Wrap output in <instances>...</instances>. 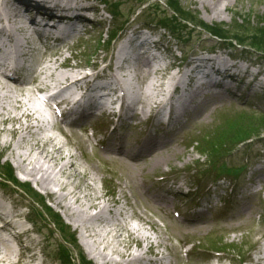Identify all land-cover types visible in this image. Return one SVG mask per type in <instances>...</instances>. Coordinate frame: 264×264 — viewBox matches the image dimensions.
<instances>
[{"label":"rangeland","instance_id":"1","mask_svg":"<svg viewBox=\"0 0 264 264\" xmlns=\"http://www.w3.org/2000/svg\"><path fill=\"white\" fill-rule=\"evenodd\" d=\"M94 1H96L102 11V14H99L98 18L102 17L101 19H104V23H102L103 30L99 34L96 31H92L91 33L85 35L81 42H76L74 45H70V50L62 54L63 56L61 55V57H59V61H63L65 56H68V60L65 63L66 66L79 62L78 59L80 56L84 57L82 62L87 64L86 53L90 50L97 51L101 56L98 57L99 59L92 58L88 62L87 66H103L102 64L110 65L112 58L111 55L114 53L116 48L118 49L119 46V42L115 43V40L108 45L112 29L115 26L129 28L134 24V20L142 23H145L146 20H148L153 22V24L158 25L160 23L161 25H165L164 23L168 24L169 21L171 22V20H174L176 17L182 20V25L179 29H173L172 25L168 26L167 37L172 42L173 53L178 58L181 59L183 51L186 54L187 59L190 54L195 52L197 49L198 41L200 39L212 38L208 32L199 28L194 31L192 37H189V31L193 30L197 26L195 23L197 18L198 21L201 22L198 24V27L204 22L205 25L210 27L211 30L209 32H213L215 34V38L217 40L212 39L213 41H217V43L221 44V46H234L236 49H230L232 53H235L238 56H249V59L258 61L260 69L264 71V48L263 50H259L252 44V41L254 40L253 37H255L253 34V28H261L264 26V0H226L223 4L213 0L218 3L217 6H214L211 0H205V6H203L199 0ZM167 4L177 5L183 9V11H179V13L176 14L172 11L173 9L166 6ZM104 10H109V12L112 10L114 15L106 13ZM152 13L157 14V19L150 17L152 16ZM186 17L187 19H184ZM204 24L200 28L206 29ZM215 26L219 31L222 30V32H218ZM232 27H241L239 28L238 37H225L224 31H231ZM229 34H231V32H229ZM111 39H115V35H113ZM220 39H222V41ZM223 39H225L229 44H227ZM202 44L208 45L206 40H204ZM261 44L264 45V40ZM190 48L192 49L187 51ZM103 56H107V58L105 59ZM56 57L57 56L54 58ZM54 58L48 57L47 59ZM53 61L50 62V65L55 67V63ZM113 64L115 66V63H112L111 66H113ZM122 69L118 68L117 72L121 74ZM164 73L165 75H162V79L165 80L170 75L171 70L165 71ZM160 77L161 76H159V78ZM156 78V75L148 77L140 76V79L134 88L130 82H127V86L134 97V100L140 102L141 99L145 97H148L151 102H154L156 99L159 100L162 95V91L158 92V90L156 91L157 95L156 93L154 95L152 92L148 93L145 89V87L147 85L149 86V84L150 86H153ZM123 80L124 79L122 77L121 82L124 84ZM159 81L163 82L162 80ZM167 88L168 85L164 87L163 92ZM3 91L4 90L0 93V130H8L11 128L12 124L3 121L5 116H9V114H11L10 117H15L21 113V108L17 107L18 104L15 103L16 96H20V94L15 92L16 96H11V93H9L10 96H3ZM235 92L237 95L235 103L229 104L226 102H220L215 105V108H208L203 117H197L196 121L187 127V129L176 138L169 135V139L167 140L170 145H168L167 151L164 152H168L170 154L176 152V157H173L170 162L171 164H162L155 167L153 170L149 168L152 163L145 160V164L141 167L143 170H141L138 174V181L148 184V186L154 188L156 192H163V187L161 190L158 189L160 185L157 184L155 178H153V176L156 175L161 176L162 173L172 172L175 174V172H178V178L176 179L187 183L192 182V184H195L194 186L201 185L204 187H206V181L208 179L212 182L215 180V183H217L218 180L222 178L229 180L233 179L234 182L237 178L243 179L244 176H246L247 179L250 178L253 175L252 171L258 165L257 162L260 160L261 162L264 161V128H261V125H264V100L259 98L257 95H251V91L248 93V89H245L244 87H239L235 90ZM26 105L40 109L44 123L46 122L48 126L50 125V116H52V114L50 110L43 108L42 102L39 101L37 97L33 96L31 101H28ZM148 107L149 108H147V110L149 113L151 106ZM23 122L27 123V120H24ZM30 122H35L36 125L38 124L33 118L30 119ZM96 123L100 125L99 128ZM96 123H89V132H87V135L91 137L93 136L92 134L97 131L96 135H99L101 139L100 142H102V140L106 139L108 132L106 134L105 132L109 123L108 121H105V119H103V123ZM17 125L19 124H15L14 126L16 127ZM62 127L65 133L68 134L69 130H71L76 135L70 137L69 139L74 142L76 146L72 147L66 145V147L62 150L65 153L75 155L76 158V160H74V167H66V174L59 173L55 169V166L52 165V162L45 159L46 155L44 153L37 152L36 150L32 151L33 147L30 145L31 141L37 137L43 138L44 140L46 137L53 136L54 134L58 139L57 142H66L67 139L61 132H55V130H51L49 127L47 129H40L39 132H31V136L28 137L27 135L24 141L19 140L20 136L18 133L12 136V134L10 135L7 131L6 133L3 132L0 135V151H3L2 143L8 140L11 143L12 148L15 149V152H19L26 157L29 156L27 163L32 160L31 164L27 165L25 163L28 168L36 166L39 167L42 172H45L48 187L53 191H58V199L63 203L68 204L74 213V217L72 216L73 218H71L70 216H66L64 210L59 207L57 208L58 212L63 217L65 225L69 224L71 226L76 221L81 223L80 218L88 214V205H90L91 202L93 203L91 200L92 197H90L93 192L91 188L96 185L102 186V182L105 183V185L103 186L104 188L101 187L100 193H102V191L108 192V195L106 196L108 200H110L111 196H113V193L110 192L113 189H116V196H118L116 198H119L120 203L114 205L111 211L117 212V209L119 211L125 202L123 197L120 200L119 192L123 190L124 193L128 194L129 191L125 188L124 184L126 182L131 188V192L129 191V194L131 195L130 203L133 208L128 210L125 215L123 213L118 216L121 225L114 227L115 224H118V221L115 222L117 219H115L113 223H100L96 219L92 218L88 223H86V225L83 226L84 231L88 233L93 228L100 231V233L93 239L92 237L90 239L95 245L97 244L98 246L104 248L105 252L110 257H113L118 261L121 260L122 256H119V252L117 251H125L124 242L127 240V236L129 235L124 227L127 225L126 223L135 224L136 220L133 218V213L140 211V209H143L148 217L152 216L155 220H157L162 227V229H156V231H154L153 229L151 230L149 225H144L141 230V238L143 235L148 234V240H153L155 242L153 243L154 246H151L154 248H150L151 251L159 249L153 252L154 255H148L145 252V249H139L140 251L136 250L138 247L135 243H133L135 242L133 237H130V243L134 248L132 249L133 253L136 256L139 255L140 262L145 261L147 263L151 257H153V260H158V258L166 260L167 258H170L171 255L174 263V259H177L178 261L179 256H174L172 252L165 250L164 247L167 243L169 245L173 243L176 244L179 241L181 234H183V237L188 238L189 244L183 249V253H185V255L183 254V257L181 256L183 262H178L179 264H240L241 258L247 255L250 256L249 258H252L253 254L258 250L259 244L262 238H264V177L260 178L261 181L258 182L260 184L255 189L257 192L260 188H263L261 195L258 197L254 195V198H251L246 207L242 208L237 204L231 207V210L233 211L228 214H218L219 208H221L220 205H233V202H221L219 203L220 205L216 212L211 215L210 221L201 225H195V223L189 225L179 224L172 216L170 217L169 215H164L161 211L158 212L159 210L156 206L146 197V194L143 193L148 189H132L135 179L133 180L131 173L134 172V169L125 166L127 164L125 160H121L119 157L111 154H107L110 156L109 159H107V155L101 151L99 146L96 145V140L94 141L90 139V143H87L88 136L86 139V132L83 130V126L68 127L67 124H62ZM246 132L252 135H249ZM142 133L145 134L144 129L140 128L136 131L129 132L124 139H127L129 143L138 144L140 146L142 143L139 141V136ZM244 133L249 136L243 139V143L245 140H253L254 133H261V135L258 136L261 137L259 138L261 140L257 141L254 145L249 146V144H245L238 147L235 151L227 150L228 152L221 153L227 148L224 147V143L226 141L222 142V138L224 136H230L228 138V140H230L227 142L228 144L231 141L234 142L233 140H236L240 136H245ZM24 135L25 134L22 133V136ZM65 144H67V142ZM146 145H148V142H146ZM77 146H79L81 150L89 152V158H91V160L86 159L85 156H81L79 149L78 151L76 150ZM138 149L141 148H136L135 151H138ZM48 150H53V148L48 147ZM147 153L148 152L142 153V155ZM9 154L10 149H5L4 155H1L3 157L0 162V195H2L5 199V202L10 211H12V214H17L13 212L14 209L18 210V213L20 214L18 215V221L21 224L19 226V232L21 233L20 237L26 244V255L23 256L24 254L17 251L18 243H16L17 241L15 239L14 241H10V243L7 241L1 243L3 240H0V258L5 259V247L11 246L12 248L15 247L17 250L14 248L16 251L12 252V254L8 256V263L14 261L17 263L18 260H20V263L18 264H89L86 261V259L90 261V259H88L89 256L87 255L88 258L86 256V259L83 256V254H87L88 250L83 245L84 242L80 237V232L77 233L76 237L73 233V229L67 228L62 223L59 224L56 216L49 210L48 206H55L52 202L51 195L42 190L40 186L33 181H31V185L40 192H37L36 195H33L31 192L29 193L26 186H14L13 184H10L12 181H8L9 183H5L3 181L6 177L5 174L8 173L6 172L8 164L15 171L14 175L16 181L18 180V182L22 183L32 180V177H28L23 175L21 172H17L16 161ZM224 154L230 155L229 158L227 157V160L224 159ZM213 160H216L217 164L214 165V169L210 170V167L213 166ZM209 161H212V163L207 165ZM56 163H58V165H63L65 161L56 160ZM93 166L96 167L94 171L101 177L102 182L98 181L97 183L94 181V178H90L88 183L85 184L83 181L84 177L82 178V173H84L85 170H89L88 175H91V173H93ZM72 169H78V179L70 178L68 176ZM123 174H125V176H123ZM41 175L42 173L39 174L38 177ZM126 177H128V179H126ZM222 181L224 180L222 179ZM62 185L67 188L61 190ZM150 191L152 192V190ZM140 194H142L145 198L142 201ZM40 195H44L45 197L43 196L40 198ZM189 199L190 197H187V200ZM175 204H177V208H184V202H182L181 198H179ZM248 206H251L252 209L255 210L254 213L250 210L251 217L245 214L247 212H245V210ZM126 207H128V205H125V209ZM174 207L175 205L171 208ZM161 214H163V220L161 219ZM103 216L109 218L111 216V212L105 211ZM166 221L168 223L172 222L178 225L181 233H170L168 231L169 226H165ZM24 229L31 230L30 236L22 231ZM72 235L75 237H72ZM156 239L167 240V243H165L164 246L160 245V247H158L157 245L159 243ZM4 243L6 245H4ZM148 245L150 247L151 244ZM195 246H197V248L191 255L186 254L188 249L192 247L194 248ZM143 247H147L146 243L143 244ZM64 248L66 249L65 252H67L69 256H66L63 252ZM198 248H200L201 251L197 250ZM159 251L161 254H159ZM221 251L225 252L221 253ZM18 253H20V257ZM59 253L61 257H59ZM90 262L92 264H97L95 259L93 262ZM130 264L140 263L131 262Z\"/></svg>","mask_w":264,"mask_h":264},{"label":"bare ground","instance_id":"2","mask_svg":"<svg viewBox=\"0 0 264 264\" xmlns=\"http://www.w3.org/2000/svg\"><path fill=\"white\" fill-rule=\"evenodd\" d=\"M199 1L203 4V6L206 5L205 0ZM211 1L214 6H217L218 3L216 2L223 4L226 0H215L216 2L213 0ZM3 6H5V10L1 12L0 9V34L6 36L12 46L1 47V68H7L9 65L15 67L14 59L17 60L18 57L13 55L20 52L18 40H20L24 46H26V44H30L32 28L36 34H40L39 36H48L54 40V42H56V45L51 49L52 52L62 51L63 45L64 47L69 45L70 41H74L78 36L80 39H83L84 36L91 33L92 30L96 31L98 34L103 30L102 23H100L98 19L99 13L94 0H0V7L3 8ZM17 16L24 17L28 21V24L21 29L22 37L20 38L18 35V27L16 26V21L14 19ZM138 29L140 31L141 27ZM189 32H194V30ZM212 39L214 38L200 39L198 41V47L195 50V53L191 56L195 57L194 61H189L185 65L178 64L180 67L179 70L171 72L165 80L162 79V75H165L163 72L166 70V68L167 70L170 69L174 63L177 65L176 63L178 62L177 58L174 56L173 50H168L164 43L165 41L161 38H158L153 32L145 33V35L142 36L140 32L138 33L133 31L132 28L126 29L123 33L117 36V41L121 42V48L118 54L124 52L125 60L132 63L136 61L141 65H137L136 68L133 66L124 68L123 64L118 59L116 50L111 55V64L115 63L117 67L121 69L124 68L121 70V74L125 81V86L117 80L118 78L114 79V76L112 75V72H110L108 65H90L88 66L89 68H86L88 62L92 58L99 59L98 57L101 56L95 50H90L86 53L87 64L82 62L84 57L80 56L78 59L79 62L70 65V69H64L63 61L60 62L58 59L54 61V63L57 64L55 67L50 64H46V62L42 60V63L39 64L37 70L32 71L34 77L30 78L29 80L33 85L36 84L37 89H45L54 79L58 80L59 78H62L63 80H69L70 76L68 74L71 72V70L73 71L77 68H83L80 72L79 70L76 71V79L73 82L72 80L71 82L69 80L70 83L68 82L66 86H71L72 89H78L94 95V104L96 106H92L90 104L83 106L82 109L84 111H101L105 107L104 99L106 97L116 96L115 102H118L120 107L124 109L129 115L133 114L134 107L137 105V119L140 121V123H142V116L147 117L148 106H152V103L155 102L153 111V114H155V120L166 123L167 126L165 132H171L174 134V137H177V135L182 134L187 129V127L194 123L197 117H203L208 108H215V105L220 102H226L229 104L235 103L237 95L234 93V91L239 87H250L253 89V91L250 93L251 95H264V77L259 76L261 75L260 70L255 72L252 70L251 64L248 63L249 58L235 57L229 50L230 46H221V44L217 43V41H213ZM204 40H206L208 45L202 44ZM164 48H166V50H164ZM66 57L68 56H65V58ZM103 57L105 59L107 58V56ZM240 59L243 60V63H240ZM26 65L27 63H23L21 66L25 67ZM183 68H185V71ZM5 71L7 72L8 70ZM11 72L16 74V69H11L10 73ZM152 75H156L157 78L155 79L153 86H150L149 84V86L147 85L145 89L148 93L152 92L154 95L156 91H162L160 99H156L154 102L149 101L148 97L141 99L140 102L134 100L132 94L130 95L126 90V87H128L127 82H130L134 88L138 83L140 76L148 77ZM251 75H254V79L247 78ZM159 76L161 77L159 78ZM257 78L259 80H257ZM159 80H162L163 82H160ZM235 81H238V83ZM166 85H168V88L163 92V89ZM2 90H4L3 96H10L9 93H11V96H14L15 92L20 94V96L15 95V103L18 104L17 107L21 108V113L15 117H10L11 114H9V116H5L3 122L11 123L12 126L8 130H0V135L3 132L6 133V131L9 132L10 135L12 134V136L18 133L20 136L19 140L24 141L27 135L28 137L31 136V132H39L40 129H47L49 127L46 122L44 123L40 109L26 105L27 102L31 101L34 96L35 89H33L32 86L28 87L27 83L14 82L8 77L6 73L1 71L0 93H2ZM59 93L60 91H57L51 97V99L53 101H57L59 97L57 95ZM231 95L232 97H230ZM160 108L165 110V114L161 118L158 112ZM31 118H33L38 124L36 125L35 122H30ZM88 119L89 118H81V120L74 122V120H69L68 115L64 121H67V124L74 127L77 125L81 126L87 124L89 121ZM24 120H27V123H24ZM15 124L19 125L15 127ZM145 127L148 128V125H145ZM53 129L61 132L65 136L67 139V144H65L66 142H57L58 139L53 134V136L46 137L44 140L43 138L39 137L35 138L34 140L32 139L30 145L33 147L32 151L36 150L37 152L44 153L46 155L45 159L52 162V165L55 166V169L59 173L66 174V167H74V160H76V158L75 155L65 153L62 150L64 147H66V145L72 147L76 146L74 142L69 140L70 137L76 135L72 131H70L68 134L65 133L61 126L56 123L54 124ZM84 131L86 132V130ZM22 133L25 135L22 136ZM85 136L87 139V134H85ZM149 138L150 137H148V139ZM155 140V138H152L151 142H155ZM259 140L261 139L257 138V140L253 141L252 144L254 145ZM89 142L90 140L87 139V143ZM236 143L237 142H232L229 146H234V148H236L239 145ZM168 145L170 144L167 139L165 137H160L158 141L152 145V149H145L143 147L138 149V153H133L130 149L122 151L115 142L109 144L107 147H103L102 149V152H104L106 155L117 154L121 160H125L127 162L125 166L134 169V172L131 173V176L133 177V180L135 179L136 181L134 180L132 189H148L143 193L146 194L148 199L154 201V205H160V208H156L159 210L158 212L161 211L164 215H169L171 217L173 209L177 205L175 202L178 201L180 197L195 196L197 202L201 200L206 202V204L203 205L201 209H196V206H189V204H184V208L181 209L178 207V209L185 217L188 218H196L195 216L198 213L202 219L199 222H196L195 225L204 224L210 221L211 215L218 209L217 203L219 200L226 202L231 199L233 205H223L222 208L219 209L218 214H228L229 212L233 211L231 210V207L237 204L242 208L246 207L252 198V193L256 184L261 181V177H264V163H262L264 161H259L258 165L252 171L253 175L251 176L248 184H245L241 191L236 193L234 184L229 179L224 180L225 182H218L217 184L208 179L206 181V187L201 185L194 186L195 184H192V182L187 183L176 179L175 174L169 172L162 173L161 178L156 181L157 184H159L165 190L163 192H156L154 188L148 186V184L138 181V174L141 170H143L141 167L145 164V160L152 163L151 166H149L151 170L162 164H171L170 162L172 161L173 157H176V152L172 154L164 152L167 151ZM48 147L53 148V150H48ZM2 148L3 151H0V155H4L5 149H10L9 155L12 156L16 161L17 170L24 175H26L24 172H27L28 175L33 177L32 180L37 183L42 190L51 195L52 202L55 206H48V208L61 223H64V220L58 212V207L64 210L66 216H70L71 218L74 217V213L72 212L70 206L58 199V191H53L48 187L45 172H42V170L36 166H33L32 168H28V166H26V164L28 165L32 162L31 160L27 163L29 156L26 157L19 152H15V149L12 148L11 143L8 140L2 143ZM78 149L81 156H85L86 159L91 160V158H89V152L83 151L79 146H77L76 150L78 151ZM146 152L148 153L142 155V153ZM106 157L109 159L110 156L107 155ZM56 160L65 161V163H63V165H58ZM209 164L210 161L207 165ZM95 168L96 167L93 166V173H91V175H88L89 170H85L84 173H82V178L84 177L83 181L85 184L88 183L90 178H94V181L97 183L98 181L102 182L101 177L94 171ZM78 172V169H72L68 176L70 178L78 179ZM41 173L42 175L38 177V175ZM123 176H125V174H123ZM157 176L158 175L153 176V178ZM126 179H128V177H126ZM102 184V186L96 185L91 188L93 192L90 197H92L91 200L93 203L91 202L90 205H88V214L80 218L81 223L76 221L74 222L75 226H70L67 224V227L72 228L74 232H80V237L84 242L83 245L85 248H87V255L91 261H94L95 259L97 264H130L131 262L140 264H179L178 262H183L181 258L183 255L182 250L189 244L188 238L183 237V234H181V237L176 244L173 243L171 245L167 243V240L156 239V241L159 243L157 245L158 247H160V245L164 246V244L167 243L164 249L172 252L174 256H179L178 261L177 259H174L175 263L172 260V255L166 260H163L162 258H158V260L150 259L147 263L145 261L140 262L139 255H134L132 250L134 248L130 243V237H133V240L135 241L133 243H135L138 247L136 248L138 251H140L139 249H145V252L148 255H154L153 252L159 250L155 249L151 251V249L154 248L151 246H154L153 243L155 242L153 240H148V234L142 236L144 239L141 238V230L144 225H149L151 230L153 229L154 231H156V229H162L158 221L152 216L148 217L143 209L133 213V218L136 220L135 224L126 223L127 225L124 227L129 235L127 236V240L124 242L125 251H117L119 252L118 255L122 256L121 260L118 261L117 259L110 257L105 252L104 248L98 246L97 244L95 245L90 238L92 237L93 239L97 234L100 233V231L93 228L88 233L84 231L83 228V226L86 225L90 219H96L100 223H113L114 220L117 219L115 222L118 221V224H115L114 227L117 225L120 226L121 224L118 216L122 215L123 213L125 215L128 210L133 208L132 204L130 203L131 195L129 194V191L131 192V188L126 182L124 185L126 190L128 189L129 191L127 190L128 194L124 193L123 190L119 192L120 200L123 197L125 202L119 211L117 209V212L111 211L114 205L120 203L119 198H116L118 197L116 196V189H113L110 192L113 193V196H111V199L108 200L106 198L108 192L102 191V193H100V189L105 185V183L102 182ZM66 188V186L62 185L61 190ZM150 190H152V192ZM169 194L170 197L166 198V195ZM140 196L141 201L145 199L142 194H140ZM125 205H128L126 209ZM173 205H175V207L171 208ZM250 210H252L253 213L255 211L251 206H248L245 210V212L247 211L245 214L251 217ZM105 211L111 212V216L109 218L103 216ZM13 212L19 214L18 210ZM163 214H161L162 220ZM12 215L14 214H12V211H10L3 196L0 195V233L1 231H7L9 235L17 241L16 243H18L19 250H16L25 256L26 244L19 235L16 223L11 218ZM165 226H169L168 231L170 233L180 232L179 226L175 223H168L166 221ZM25 232L30 236L29 230H25ZM0 237L2 238L1 234ZM0 240H3L1 243L5 241L4 239ZM144 243H146L147 247H143ZM148 244H151L150 247ZM4 245L6 244L4 243ZM16 250L11 246H6L4 251L5 259L0 258V263H20V260H18L17 263L15 261L8 263L7 261L8 256ZM20 253H18L19 257ZM192 253L193 249L187 250V254L191 255Z\"/></svg>","mask_w":264,"mask_h":264},{"label":"trees","instance_id":"3","mask_svg":"<svg viewBox=\"0 0 264 264\" xmlns=\"http://www.w3.org/2000/svg\"><path fill=\"white\" fill-rule=\"evenodd\" d=\"M176 4H177V1H176ZM170 7L176 12V13H179V11H183V9H181L179 6H177V5H173V4H171L170 5ZM180 17H181V15H180ZM183 19V18H182ZM184 19H187V17L186 18H184ZM182 20L181 19H178V18H176L175 17V19L174 20H171V22L169 21L168 22V24L169 25H172V27L173 28H175V29H179V27H181V25H182ZM201 23V22H200ZM199 23V24H200ZM204 27L205 28H207V29H209V30H211L210 29V27L208 26V25H205L204 24ZM216 27V26H215ZM239 28H241V27H232V29H231V31L230 30H226V31H224V36L225 37H228V38H237L238 37V35H239ZM216 30L218 31V32H222V30L221 31H219L218 30V28L216 27ZM229 32H231V34H229ZM253 34H254V36L255 37H253L254 38V40L252 41L253 43V46H255L256 48H258L259 50H263V48H264V45H262L261 44V42L264 40V26L263 27H261V28H258V27H256V28H253ZM236 33V34H235ZM261 128H264V125H261ZM260 131V130H259ZM262 131V130H261ZM247 133V132H246ZM247 134H249V133H247ZM245 135V133H244V135L245 136H243V137H239V138H237L236 140H233L234 142H237V143H239V142H241V141H243V139H245V138H247L249 135H252V134H249V135ZM255 134V133H254ZM230 136H224L223 138H222V142L224 141H226L224 144H226V145H230L231 143H232V141L230 142V143H228L227 144V142H229L230 140H228V138H229ZM236 143V144H237Z\"/></svg>","mask_w":264,"mask_h":264}]
</instances>
